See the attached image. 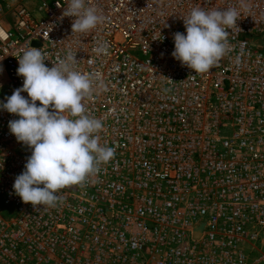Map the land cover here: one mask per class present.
<instances>
[{
  "label": "built area",
  "instance_id": "obj_1",
  "mask_svg": "<svg viewBox=\"0 0 264 264\" xmlns=\"http://www.w3.org/2000/svg\"><path fill=\"white\" fill-rule=\"evenodd\" d=\"M89 2L106 21L82 34L66 0H0V101L22 87L23 49L51 67L71 48L102 76L85 102L116 148L56 207H33L13 189L31 149L0 109V264H264V0ZM194 6L241 13L232 51L202 74L171 55Z\"/></svg>",
  "mask_w": 264,
  "mask_h": 264
},
{
  "label": "clouds",
  "instance_id": "obj_2",
  "mask_svg": "<svg viewBox=\"0 0 264 264\" xmlns=\"http://www.w3.org/2000/svg\"><path fill=\"white\" fill-rule=\"evenodd\" d=\"M66 3L62 15L74 18L73 33H88L106 21L89 0ZM240 14L235 6L192 7L182 16L186 34H173L171 55L196 73L210 71L232 51L229 30L238 27ZM94 52L106 55L107 43L98 42ZM46 59L41 48L22 50L16 70L23 77L22 87L15 88L6 102L0 101V109L18 116L8 122L9 130L31 149L23 172L15 178V194L33 207L54 208L63 201L60 190L83 186L98 175L101 166L114 158L116 148L100 143L103 120L90 114L85 102L106 88L101 74L80 71L71 48L51 67L46 66Z\"/></svg>",
  "mask_w": 264,
  "mask_h": 264
},
{
  "label": "rangeland",
  "instance_id": "obj_3",
  "mask_svg": "<svg viewBox=\"0 0 264 264\" xmlns=\"http://www.w3.org/2000/svg\"><path fill=\"white\" fill-rule=\"evenodd\" d=\"M42 17H43V16H42ZM255 38H256L257 40H258V39L260 40L261 36L259 35V36H256ZM263 39H264V38H263ZM259 42H260V41H259ZM6 82H7V77L4 76V77H3V81L1 82V84L5 85ZM256 255H257V254H256Z\"/></svg>",
  "mask_w": 264,
  "mask_h": 264
}]
</instances>
